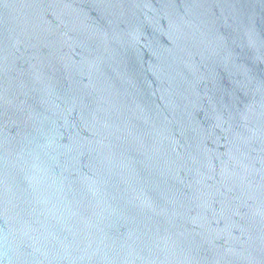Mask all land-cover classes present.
I'll return each mask as SVG.
<instances>
[{
  "label": "water",
  "instance_id": "obj_1",
  "mask_svg": "<svg viewBox=\"0 0 264 264\" xmlns=\"http://www.w3.org/2000/svg\"><path fill=\"white\" fill-rule=\"evenodd\" d=\"M0 264H264V0H0Z\"/></svg>",
  "mask_w": 264,
  "mask_h": 264
}]
</instances>
